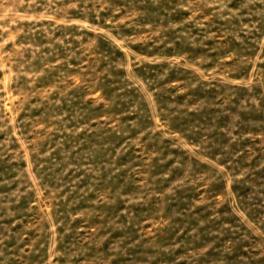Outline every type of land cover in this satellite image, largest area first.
I'll use <instances>...</instances> for the list:
<instances>
[{
  "label": "rangeland",
  "instance_id": "1",
  "mask_svg": "<svg viewBox=\"0 0 264 264\" xmlns=\"http://www.w3.org/2000/svg\"><path fill=\"white\" fill-rule=\"evenodd\" d=\"M0 264H264V0H0Z\"/></svg>",
  "mask_w": 264,
  "mask_h": 264
}]
</instances>
